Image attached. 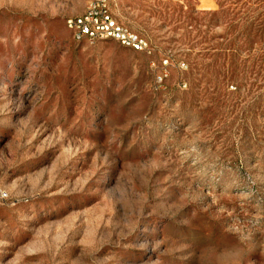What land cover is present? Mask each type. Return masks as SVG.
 Returning a JSON list of instances; mask_svg holds the SVG:
<instances>
[{
    "label": "rangeland",
    "instance_id": "obj_1",
    "mask_svg": "<svg viewBox=\"0 0 264 264\" xmlns=\"http://www.w3.org/2000/svg\"><path fill=\"white\" fill-rule=\"evenodd\" d=\"M89 2L0 0V264H264V0Z\"/></svg>",
    "mask_w": 264,
    "mask_h": 264
},
{
    "label": "built area",
    "instance_id": "obj_2",
    "mask_svg": "<svg viewBox=\"0 0 264 264\" xmlns=\"http://www.w3.org/2000/svg\"><path fill=\"white\" fill-rule=\"evenodd\" d=\"M68 26L75 31V37L78 40L88 38L96 41L113 38L130 44L136 49H143L146 46L142 38L114 20L109 10L108 0H90L85 13L69 19ZM7 198L8 192L0 187V202Z\"/></svg>",
    "mask_w": 264,
    "mask_h": 264
}]
</instances>
